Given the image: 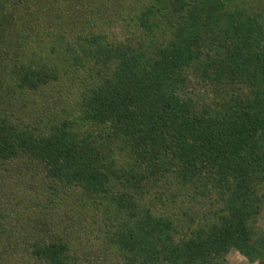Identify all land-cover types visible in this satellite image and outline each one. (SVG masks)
Instances as JSON below:
<instances>
[{
	"label": "trees",
	"instance_id": "1",
	"mask_svg": "<svg viewBox=\"0 0 264 264\" xmlns=\"http://www.w3.org/2000/svg\"><path fill=\"white\" fill-rule=\"evenodd\" d=\"M264 0H0V264H264Z\"/></svg>",
	"mask_w": 264,
	"mask_h": 264
},
{
	"label": "rangeland",
	"instance_id": "2",
	"mask_svg": "<svg viewBox=\"0 0 264 264\" xmlns=\"http://www.w3.org/2000/svg\"><path fill=\"white\" fill-rule=\"evenodd\" d=\"M258 226H264V219H260L258 221ZM227 260L231 264H246L245 259L242 258L238 253L236 252H231L229 256L227 257Z\"/></svg>",
	"mask_w": 264,
	"mask_h": 264
}]
</instances>
